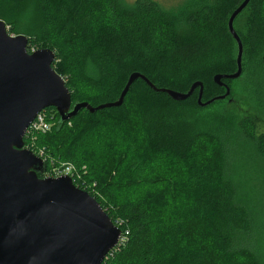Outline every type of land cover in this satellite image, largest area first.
<instances>
[{"label": "trees", "instance_id": "1", "mask_svg": "<svg viewBox=\"0 0 264 264\" xmlns=\"http://www.w3.org/2000/svg\"><path fill=\"white\" fill-rule=\"evenodd\" d=\"M242 1L239 0L232 11ZM29 4L41 18L39 34L30 40L29 52L35 46L37 50L48 48L56 53L53 68L65 79L73 102L98 106L117 101L133 72L146 75L159 88L178 92H188L194 82L202 81L208 88L205 89L206 101L225 93L224 88H215L212 77L236 70V45L228 28L227 33L223 31L228 41L220 47L224 49L230 42V53L233 50L234 55L226 49L210 53L201 46L215 42L214 34L219 30L216 5L205 1L187 4L185 13L179 14L188 17L195 35L205 38L203 43L199 38L194 44L176 39L170 48L162 47L154 32L158 25L172 32L177 15L166 12L152 0H136L130 5L122 0H0V20L9 23L15 12ZM254 4L264 28V0H253L236 23L245 45L244 60L247 45L238 22ZM197 93L198 90L194 95ZM195 96L177 102L138 80L121 107L94 114L83 110L60 130L57 111L46 109L48 116L58 119L52 135L56 140L54 148L66 154L61 158L51 151L52 158L55 156L78 166L79 162L70 156L78 147L74 151L65 149L66 141L71 143L72 140V144L77 146L78 143L83 148H93L96 144L93 151L99 155V160L89 159L86 163L91 170L100 164L104 168L108 163V167L119 157L118 138L124 142L130 158L124 170L128 180L142 177L146 166H150L158 154L181 160L186 169L181 187L147 191L152 205L137 206L130 214H123L118 203H108L84 189L81 177L74 181L75 186L96 198L114 224L122 229V243L104 264H117L121 252L144 240L148 242L140 253L139 264H260L255 254L236 246L238 239L249 232L250 224L246 210L235 204L233 184L221 175L225 169L219 170L214 162L205 165L202 154L196 153L200 138H209L216 145L222 141L202 132L203 126H197L194 116L207 108L200 107ZM79 121L82 124L79 130L62 135L70 124ZM245 121L248 139L255 141L259 152L264 154V136L256 137L253 120ZM45 139L47 136L44 142ZM222 152L221 158L224 147ZM123 162L120 160L118 165ZM49 163L47 160L48 168ZM171 177L175 178L174 174ZM163 181L161 183L176 184L170 179Z\"/></svg>", "mask_w": 264, "mask_h": 264}, {"label": "water", "instance_id": "2", "mask_svg": "<svg viewBox=\"0 0 264 264\" xmlns=\"http://www.w3.org/2000/svg\"><path fill=\"white\" fill-rule=\"evenodd\" d=\"M253 0H243L228 19L236 45V72L217 74L225 93L204 101V85L188 92L158 88L144 74L133 72L117 101L93 106L73 102L65 79L53 68L56 53L48 48L29 52L30 39L11 36L0 20V264H104L119 245L123 232L89 192L69 176L41 178L46 162L25 148V138L38 115L49 108L59 114L60 130L83 110L94 114L123 105L131 86L144 80L155 92L174 101L189 99L199 89L198 104L232 102L223 79L243 72L245 45L236 23Z\"/></svg>", "mask_w": 264, "mask_h": 264}, {"label": "rangeland", "instance_id": "3", "mask_svg": "<svg viewBox=\"0 0 264 264\" xmlns=\"http://www.w3.org/2000/svg\"><path fill=\"white\" fill-rule=\"evenodd\" d=\"M135 1L122 0L124 4L129 5ZM152 1L156 2L166 12L177 15V19L173 22L172 32L162 26L160 28V25H158L155 32L153 31L156 34L155 38L161 42L162 47L170 48L176 39L181 40V43L194 44L199 38L203 43L205 38L195 35L190 23H188V17L179 15L188 5L197 2V0ZM201 1H205L214 7L216 5L219 26V30L214 34L215 42H208L206 45L202 44L201 46L205 47L210 53H220L225 49L230 53V42L224 49L220 45L226 44L228 41L227 36L223 34V31L227 33V27L224 24L226 25L232 8L237 5L236 3L239 0ZM256 3L258 4L257 1ZM255 6L254 4L251 11L238 22L240 32L246 41L247 55L243 76L233 87L236 105L223 101L205 110H200V113L196 114L194 119L197 121V126L204 127L202 132L208 133L217 139L220 138L222 141V144L216 145L209 138H200L196 146V153L202 154L205 165L214 162L216 166L219 165V170L225 169V172L221 175L234 186L235 204L247 212L250 230L241 239H238L236 246L239 250L255 254L260 264H264V154L259 152L255 141L248 139L244 129L247 122L245 120H253L254 135L256 137L264 136V28L256 16ZM32 7L33 5H27L24 10L15 12L14 19L10 20L9 23L5 22L11 36L24 35L30 40L37 38L41 18L38 13L36 15ZM193 10L191 9V11ZM36 50L37 47L32 46L31 53ZM232 53L234 55L233 50L230 55ZM205 89L208 88H204L205 99H207ZM198 93L195 96L196 101H198ZM48 120L51 129L47 132L30 135L26 143L27 148L34 151L37 156L42 153L49 160L51 169L55 166L70 164L77 175L81 177L84 189L91 191L108 203H118L123 214H130L137 206L139 208L151 206L152 200L148 201L147 196L149 194L147 191L160 187L178 189L185 181L186 169L183 162L163 157L160 154H158L155 161L149 164L150 166H146L142 177L128 180L126 178L128 174L124 170L125 164L127 165L130 158L127 156L124 142L118 138L119 147L116 150L119 151V157L108 167V163L104 168H101L100 164L94 167V170H91L86 163L89 159L99 160V155H95L93 151L96 144L93 148L89 146L83 148V145L78 146V143L77 146L72 144V140L71 143L69 140L66 141L65 149L68 148L74 151L78 147L74 155L70 156L76 159L79 164L76 166L71 162L62 161L61 158L66 154L54 148L56 140L52 136L56 131L58 119L52 115L51 117L48 116ZM81 125L80 121L78 124H70L62 135L67 134V132L75 133ZM44 136H47L45 142L43 141ZM223 147L224 154L221 158ZM51 151L55 152L56 155H60L61 158L57 159L55 156L52 158ZM122 159L124 162L118 165V162ZM224 163L225 167L222 168ZM104 174L108 176L104 177ZM172 174L175 178L171 177ZM168 179L176 181V184L161 183L163 180V182H167ZM117 220L121 221V219ZM147 242V240L138 242L126 252H121L117 264H139L140 253Z\"/></svg>", "mask_w": 264, "mask_h": 264}, {"label": "built area", "instance_id": "4", "mask_svg": "<svg viewBox=\"0 0 264 264\" xmlns=\"http://www.w3.org/2000/svg\"><path fill=\"white\" fill-rule=\"evenodd\" d=\"M47 115L48 114H47L46 110L41 112L38 115V117L36 118V120L30 126V128L28 130V133H27V136H26L27 139L29 138L30 135H36L38 133L47 132V131H49L51 129V126L49 125V120H48V116ZM26 143H27V140H26ZM26 143H25V148L28 147L26 145ZM38 157L43 159L45 162L47 161V159L43 156L42 153L38 154ZM61 176H69V177H71L73 179V181H76L77 178H80L79 175H77L76 171H74L73 167L70 164L62 165V166H55V168H53V169H51V167L48 168V166H47V171L44 174V178H47V177L56 178V177H61ZM122 238H123V236H122ZM122 241L123 240L121 239L119 245L116 248H118L120 246Z\"/></svg>", "mask_w": 264, "mask_h": 264}, {"label": "flooded vegetation", "instance_id": "5", "mask_svg": "<svg viewBox=\"0 0 264 264\" xmlns=\"http://www.w3.org/2000/svg\"><path fill=\"white\" fill-rule=\"evenodd\" d=\"M243 72H242V75L239 77V78H237V79H223L222 81H223V83L224 84H226L230 89H231V95H230V98H231V100H232V102H229L228 101V103L229 104H235L236 105V100L234 99V95H233V87H234V84L235 83H237L241 78H242V76H243V73H244V65H245V60H243ZM236 72V70H233V71H231V72H228V73H217V74H223V75H230V74H234ZM141 73V72H140ZM217 74H215L213 77H212V82L215 84L214 86H215V88H224L225 89V87H223V86H221V85H219V84H217L215 81H214V77L217 75ZM146 76V75H145ZM147 77V76H146ZM150 81H151V79L149 78V77H147ZM138 80H141V81H143L149 88H151L144 80H142V79H138ZM137 80V81H138ZM136 81V82H137ZM135 82V83H136ZM152 82V81H151ZM196 82H198V81H196ZM199 82H202V81H199ZM134 83V84H135ZM195 83V82H194ZM193 83V84H194ZM203 83V85H204V88H206V85H205V83L204 82H202ZM133 84V85H134ZM155 84V83H154ZM192 84V85H193ZM132 85V86H133ZM132 86H131V88H132ZM157 86V85H156ZM158 87V86H157ZM159 88V87H158ZM191 88V87H190ZM153 90V89H152ZM197 91V90H196ZM196 91H195V93H196ZM158 93H161V92H158ZM194 93V94H195ZM192 95L191 97H194L195 95ZM222 95V94H221ZM218 96V95H217ZM190 97V98H191ZM204 99H205V95H204ZM188 100V99H187ZM186 101V100H185ZM205 101V100H204ZM206 101H208V100H206ZM224 101H227V100H224ZM223 101H218V102H216V103H213L212 105H210V106H208V107H204V108H210V107H212V106H214V105H217V104H220V103H222ZM25 143H26V139H25ZM43 176L44 175H40V177L41 178H43Z\"/></svg>", "mask_w": 264, "mask_h": 264}]
</instances>
